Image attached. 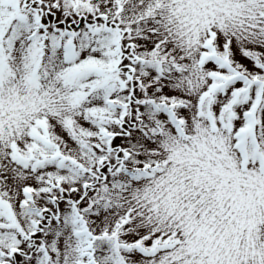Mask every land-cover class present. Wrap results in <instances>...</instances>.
I'll list each match as a JSON object with an SVG mask.
<instances>
[{
    "label": "snow or ice",
    "instance_id": "snow-or-ice-1",
    "mask_svg": "<svg viewBox=\"0 0 264 264\" xmlns=\"http://www.w3.org/2000/svg\"><path fill=\"white\" fill-rule=\"evenodd\" d=\"M0 264H264V0H0Z\"/></svg>",
    "mask_w": 264,
    "mask_h": 264
}]
</instances>
